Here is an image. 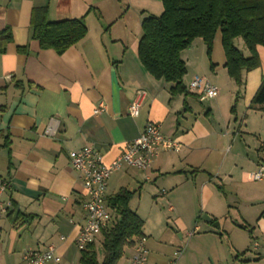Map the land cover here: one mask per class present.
<instances>
[{
    "label": "crops",
    "instance_id": "crops-1",
    "mask_svg": "<svg viewBox=\"0 0 264 264\" xmlns=\"http://www.w3.org/2000/svg\"><path fill=\"white\" fill-rule=\"evenodd\" d=\"M38 8H45L50 22L82 19L87 35L62 55L39 49L30 39L31 14ZM160 10L161 0H0V32L9 29L12 36L0 54V178L10 184L1 202L11 204L10 211L0 215V264H22L24 251L43 252L49 246L60 257L58 264H80L75 239L83 222L85 196L68 154L92 147L109 164L128 142L140 136L147 122L158 124L161 134L175 141L179 149L161 151L146 172L126 167L113 174L108 180L107 204L120 189L130 191L131 183L155 180L170 197L180 194L189 199L199 193L202 209L211 221L205 220L201 229L193 219L195 229L202 231L188 234L183 252L172 238L149 233L140 218L146 264H229L232 258L236 259L232 264H264V246L255 245L250 253L249 247L242 249L232 237L242 231L249 233L248 238L262 237L264 243V205L263 209L253 208L264 203V194L245 197L250 203L245 212L229 205L231 218L223 226L213 205L219 195L214 187L221 190L225 181L236 185L237 178L247 175L244 168L253 172L264 165V154H256V163L249 159L257 145L251 142L244 148L235 146L233 154L228 148L226 156L215 144L219 123L209 119L208 115L214 116L212 110L203 116L193 110L192 99L200 100L187 90L184 78L205 72L207 57L201 39L181 53L187 95L172 97L171 84L154 80L143 69L137 58L141 23ZM216 37L214 46L220 41ZM24 47V53L18 51ZM256 50L260 66L243 72L239 86L244 89L247 108L264 75V47ZM139 90L145 92V99L139 115L131 118L127 110ZM99 103L105 110L95 115ZM229 121L224 119L227 126ZM224 236L227 244H223ZM98 239L101 234L93 247L101 262L97 250L102 241ZM133 245L124 248L117 264H130ZM178 250L181 255L175 258Z\"/></svg>",
    "mask_w": 264,
    "mask_h": 264
},
{
    "label": "trees",
    "instance_id": "trees-1",
    "mask_svg": "<svg viewBox=\"0 0 264 264\" xmlns=\"http://www.w3.org/2000/svg\"><path fill=\"white\" fill-rule=\"evenodd\" d=\"M162 12L141 23L142 35L137 45V58L143 69L156 81L171 84L172 97L187 95L183 84L186 75L181 53L195 39H201L210 60L215 37L219 35L224 55L223 68L240 86L242 73L260 66L257 47H264V0H161ZM30 39L41 50L62 55L87 35L82 19L50 22L45 8L33 9ZM241 39L249 53L244 56L234 45ZM12 42L9 29L0 32V54ZM24 53L26 48H19ZM210 64V69H214ZM232 107L231 111H233ZM249 109L264 112V75ZM133 196L124 188L108 199L112 221L102 231V259L97 260L93 243L80 252V264H117L125 247L142 237L143 221L129 208Z\"/></svg>",
    "mask_w": 264,
    "mask_h": 264
},
{
    "label": "rangeland",
    "instance_id": "rangeland-1",
    "mask_svg": "<svg viewBox=\"0 0 264 264\" xmlns=\"http://www.w3.org/2000/svg\"><path fill=\"white\" fill-rule=\"evenodd\" d=\"M158 12L157 16L161 14ZM160 13V14H159ZM219 38V35L216 37ZM235 47L241 53H247V49L241 39H237L234 43ZM224 62V55L220 45V41L214 46L211 53V60L208 58L203 62L205 72L196 73L197 76L202 77L204 75L210 85L216 87L218 95L215 98L208 99L205 101H197L192 99L193 110L201 116L206 115V112L212 110L213 117L208 115L209 119L219 123L217 133L219 136L215 139L218 149L223 154H227L226 151L229 148L230 154L235 152V146L244 148L246 145H252L256 142V149L252 153H249V159L253 158L254 163L258 162L256 154H264V118H261L262 114L247 108L243 102V87L237 86L227 75L226 71L222 67ZM217 63L218 66L214 67V71H210V64ZM190 73L184 78V82L189 84V81L193 79ZM191 98V97H189ZM235 106V112L231 113V108ZM195 113V114H197ZM264 116V115H263ZM230 118L229 125L227 126L224 119ZM246 125V126H245ZM251 131L255 132L252 135H246L245 133ZM223 135V137H221ZM259 148H262L261 150ZM228 151V152H229ZM227 156V155H226ZM232 156V155H231ZM231 159L227 160V166L224 171L228 170V164ZM256 170V169H255ZM247 175L237 178L236 185L229 184L225 181V185L218 190L214 187V192L217 194V199L213 200L215 213L223 225H227L226 220L231 218V214L228 213L229 205L236 207L240 212L248 210L249 202L247 197L251 193H263L264 194V181L253 182L248 178V174L251 172L249 169L244 168L243 170ZM253 171V170H252ZM200 186V182L197 183V188ZM221 186V184H219ZM130 191H135L130 201L129 207L132 211H135L137 215L144 221L146 230L152 233L156 237L163 238L168 236L172 238L175 243H180L183 248L186 241L188 240V234H201V229L205 225L204 217L209 216L207 211L203 208L202 197L198 193L192 195L189 199L178 194L170 197L168 191L164 186L155 180L151 181H138L131 183L128 186ZM165 190V191H163ZM261 205V206H260ZM263 204L254 205L253 208L263 209ZM199 222L201 229L198 231L195 229L193 223ZM223 235V232L220 230ZM246 232H236L233 234L239 244L243 247L242 249H248L249 252L253 253V247L264 246L262 237L257 239L248 238ZM181 235V238H180ZM225 237V236H224ZM100 242L102 239H98ZM225 240L223 244H227ZM246 247V248H245ZM98 257L101 260L102 249L98 248ZM172 250L170 249V252ZM236 259L232 258L229 264L235 262ZM234 264H243L237 261Z\"/></svg>",
    "mask_w": 264,
    "mask_h": 264
},
{
    "label": "built area",
    "instance_id": "built-area-1",
    "mask_svg": "<svg viewBox=\"0 0 264 264\" xmlns=\"http://www.w3.org/2000/svg\"><path fill=\"white\" fill-rule=\"evenodd\" d=\"M187 90L198 96L200 101L217 97L218 90L210 85L204 77L196 76L187 85ZM145 99V92L136 91L130 103L127 115L135 118L139 115L140 108ZM105 110L103 103H99L94 114H101ZM179 145L160 132V126L147 122L140 136L128 142L123 152L109 164L103 162L100 153L92 147H84L79 151L68 154L69 163L74 171L79 174L82 182L85 199L82 203L83 222L79 227L75 239L77 251H84L91 245L95 238L109 227L112 213L107 204V188L109 178L120 172L123 168L131 167L141 172H146L161 151H178ZM249 179L258 182L264 180V165H259L249 174ZM8 181L0 178V215L6 214L11 209L8 202L3 204L1 199L9 189ZM145 238L140 237L134 241L133 255L130 264H146L147 249ZM181 250L174 253L178 258ZM22 264H58L60 257L52 246L43 252L26 250L21 255Z\"/></svg>",
    "mask_w": 264,
    "mask_h": 264
},
{
    "label": "water",
    "instance_id": "water-1",
    "mask_svg": "<svg viewBox=\"0 0 264 264\" xmlns=\"http://www.w3.org/2000/svg\"><path fill=\"white\" fill-rule=\"evenodd\" d=\"M204 220H206L207 222H210V221H211L210 218L207 217V216L204 217ZM213 226H214L215 228H218V227H219V226H218V223H214Z\"/></svg>",
    "mask_w": 264,
    "mask_h": 264
}]
</instances>
